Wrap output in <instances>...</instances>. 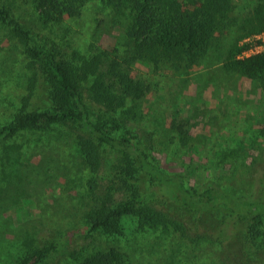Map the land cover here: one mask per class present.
I'll return each mask as SVG.
<instances>
[{"label": "trees", "instance_id": "1", "mask_svg": "<svg viewBox=\"0 0 264 264\" xmlns=\"http://www.w3.org/2000/svg\"><path fill=\"white\" fill-rule=\"evenodd\" d=\"M92 4L108 16L103 21L97 17L96 22L121 29L112 51L101 50L96 43L85 53L72 54L58 46L49 50L33 45L32 31L15 17L13 8L0 6V24L12 26L31 59L25 67L29 74L19 110L13 122L0 129V147L23 132L53 126L76 131L82 161L94 174L88 187L92 196L100 194L86 215L89 233L113 238L97 250L72 252L66 264H202L208 258V253L198 254L204 243L218 247L235 264H249L243 246H264V192L259 194L254 187L250 194H237L213 186L198 191L188 188L181 176L162 171L152 143L164 131L157 126L147 129L138 105L152 85L133 75L137 62L154 73L172 71L177 77L210 62L212 45L243 19L236 1L31 0L43 26L77 23L84 14L93 19L95 15L87 12ZM245 50L236 46L225 68L261 81L264 89V52L238 59ZM172 128L180 130L181 125L175 121ZM105 149L116 152L109 166ZM125 217L136 220L145 241L158 238L154 249L144 253L133 247L132 239L121 240ZM177 236L185 241L174 247L172 239ZM62 238L32 247L17 264H43L64 244Z\"/></svg>", "mask_w": 264, "mask_h": 264}, {"label": "rangeland", "instance_id": "2", "mask_svg": "<svg viewBox=\"0 0 264 264\" xmlns=\"http://www.w3.org/2000/svg\"><path fill=\"white\" fill-rule=\"evenodd\" d=\"M235 1L243 19L212 45L210 62L194 65L182 77L172 71L154 73L137 62L133 75L152 85L138 105L146 115V128L164 131L152 143L162 171L181 176L188 188L198 191L213 186L250 194L255 187L261 194L264 89L261 81L228 71L224 64L236 46L247 49L238 59L264 52V29L257 30L264 25V0ZM2 5L13 8L15 17L32 31L33 45L49 50L58 46L68 54L85 53L96 43L101 50L112 51L121 33L120 28L102 22L107 13L95 4L87 10L95 15L93 19H85L84 14L77 23L47 26L38 22L31 0H0ZM97 17L102 21L96 22ZM11 30L12 26L0 24V129L10 125L19 110L29 74L25 67L31 61ZM175 121L180 130L172 128ZM77 135L68 127L53 126L48 131L20 133L1 144L0 264H17L21 254L55 237H63L64 244L43 264H66L72 252L97 250L113 239L89 233L86 215L100 194L92 196L88 187L94 174L82 161ZM104 157L109 166L116 152L105 149ZM122 225V241L132 239L133 247L144 253L155 248L158 238L145 241L136 220L125 217ZM179 239H172L174 247L184 243ZM233 243L241 252L240 243ZM256 245L248 243L243 250L249 254V264H264V246ZM200 248L198 254L208 253L202 264H235L218 247L204 243Z\"/></svg>", "mask_w": 264, "mask_h": 264}]
</instances>
